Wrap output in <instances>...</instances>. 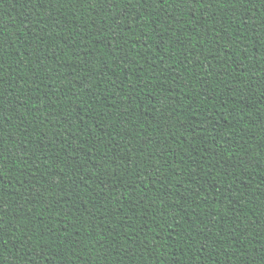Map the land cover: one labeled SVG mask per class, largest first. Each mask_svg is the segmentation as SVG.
Listing matches in <instances>:
<instances>
[{
	"label": "trees",
	"instance_id": "16d2710c",
	"mask_svg": "<svg viewBox=\"0 0 264 264\" xmlns=\"http://www.w3.org/2000/svg\"><path fill=\"white\" fill-rule=\"evenodd\" d=\"M0 264H264V0H0Z\"/></svg>",
	"mask_w": 264,
	"mask_h": 264
}]
</instances>
